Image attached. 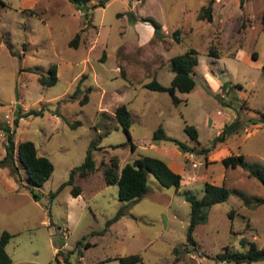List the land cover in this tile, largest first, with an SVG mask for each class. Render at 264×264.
I'll return each instance as SVG.
<instances>
[{
    "label": "rangeland",
    "instance_id": "rangeland-1",
    "mask_svg": "<svg viewBox=\"0 0 264 264\" xmlns=\"http://www.w3.org/2000/svg\"><path fill=\"white\" fill-rule=\"evenodd\" d=\"M101 1L90 0L85 9L71 0H0V158L7 141L1 125L8 124L15 148L30 139L53 163L38 185L16 149L14 174L0 162V235L4 229L12 233L5 245L12 264H65V256L73 264H119L118 256L129 253L141 257L131 264H235L216 255L225 246L245 250L249 241L264 247V202L248 205L231 192L196 225L193 245L186 239L190 202L184 194L201 196L209 181L245 197H264L260 178L221 161L232 151L264 165V0H214L211 19L198 18L209 0ZM149 18L160 22V34ZM77 32L78 45H69ZM190 47L197 49L195 85L176 91L178 102L167 90L145 86L154 76L169 84V58ZM52 64L57 81L40 83L38 76ZM121 103L131 111L130 137L115 115ZM18 108L42 112L20 117L15 127ZM235 119L241 128L216 140ZM186 122L197 127L198 142L185 131ZM159 125L194 147L172 154L183 182L164 185L149 172L143 197L120 199L118 185L104 180L103 169L112 158L120 168L144 154L167 162L152 144ZM92 141L96 169L76 174L73 184L51 197ZM74 184L81 187L78 195L71 193Z\"/></svg>",
    "mask_w": 264,
    "mask_h": 264
},
{
    "label": "trees",
    "instance_id": "trees-1",
    "mask_svg": "<svg viewBox=\"0 0 264 264\" xmlns=\"http://www.w3.org/2000/svg\"><path fill=\"white\" fill-rule=\"evenodd\" d=\"M77 7L88 8V2L90 0H71ZM214 0H209L208 5L203 6L198 11V18L207 17L212 18V2ZM103 0L100 4H103ZM154 26L155 34L161 33V24L154 18H149ZM262 22L264 25V9L262 12ZM177 29L175 33H177ZM176 37H178L176 35ZM79 33L77 32L69 40V45H78ZM209 53L213 55H218V51L211 47ZM252 57L257 56L253 53ZM170 68L173 71V76L169 84H163L159 82L154 76L151 80L145 83V86L154 89H164L167 90L174 102H178L180 98L177 96L176 91H190L195 85V79L193 76V68L197 64V49L194 47L188 48L182 53L172 55L169 58ZM58 79L56 64H52L49 67V72L47 74H40L38 76V81L42 84L51 85L54 84ZM78 88L74 90L76 93ZM86 98V96H85ZM42 109L30 108L26 111H22L18 108L16 114L13 118V125L16 127L20 117L29 114L41 113ZM115 115L117 121L124 128L126 133L130 137L129 126L131 124V112L125 103H121L115 108ZM241 122L239 119H235L228 123H225L222 131L215 137L216 140H223V137L227 134H232L241 128ZM1 128L6 133V145L5 154L0 158V162L7 165L9 172L14 174L18 170V166L15 162V149L17 150V155L19 161L24 166L28 178L34 184H42L45 180L49 178L53 171V163L50 158L46 155L39 154L35 143L30 139L22 140L18 143L17 148L13 135L15 130L11 129L8 124L1 125ZM184 129L189 135L190 139L195 143L199 141L198 139V129L194 124L185 123ZM153 141L157 140H169L178 146L180 150L187 151L194 149L193 145H190L186 141L180 140L174 136L165 133L164 128L159 125L152 133ZM95 141L91 142L90 147L87 149L84 160L77 166L70 169L68 178L60 184L56 191L51 192L52 197L58 192L64 185L73 184L76 174L86 175L96 169L95 160L93 158V148ZM225 166L230 167H242L247 169L251 174H254L264 182V165L258 162H249L245 159L244 154L241 152L230 153L221 159ZM151 172L154 176L164 185H173L176 188L180 186L183 182L184 177L181 173L173 170L167 162L157 156L153 155H140L136 157L132 162H127L119 168V163L116 158H112L111 162L103 169V177L107 183H116L118 185V195L122 200H138L149 190L147 178L148 173ZM81 191L79 185H73L71 187V193L73 195H78ZM237 192L242 197L246 204L261 203L264 202V197H245L240 191L235 188H229L224 184H216L213 182L206 181L203 187V193L201 196L193 192H185L184 196L186 200L190 202V218L186 230V239L189 243L195 245L196 240L193 236V231L197 224L206 221L208 217L209 207L216 203L225 200L231 192ZM36 196V195H35ZM123 212V206L120 207L115 215L118 217ZM12 233L4 229L0 235V264H12V257L7 252L5 245L11 238ZM242 243H246L247 240L242 238ZM81 240L77 244H81ZM88 242L85 243V245ZM72 251V250H71ZM70 251V252H71ZM177 251V247L174 248ZM58 253V251H57ZM217 260L233 261L235 264L241 262H252L264 259V247L257 246L254 242L249 241V247L245 250H230L228 246L224 247V250L219 252L217 255ZM140 255L138 253H129L125 255L118 256L119 264H131L135 261L140 260ZM107 259V258H106ZM65 264H73L68 256L64 257ZM22 264V263H17ZM152 264H174L171 262H157ZM213 264V263H209Z\"/></svg>",
    "mask_w": 264,
    "mask_h": 264
},
{
    "label": "crops",
    "instance_id": "crops-1",
    "mask_svg": "<svg viewBox=\"0 0 264 264\" xmlns=\"http://www.w3.org/2000/svg\"><path fill=\"white\" fill-rule=\"evenodd\" d=\"M131 112V111H130ZM165 141H169V140H157L156 142H153L152 144L157 148V149H161L162 152L169 157V160L167 161V164L175 171L180 172L179 169H176L175 166H177V168H179V164L177 163L176 159L173 157L172 154L176 153L178 151V147L175 148V146H177L176 144H174L172 141V144H166ZM159 147V148H158ZM228 147V146H227ZM229 148V147H228ZM227 148V149H228ZM221 149H224L221 148ZM230 149V148H229ZM233 153L232 151H229V154ZM228 154H224L223 156H226ZM223 158V157H222ZM221 158V159H222ZM181 170V169H180Z\"/></svg>",
    "mask_w": 264,
    "mask_h": 264
}]
</instances>
